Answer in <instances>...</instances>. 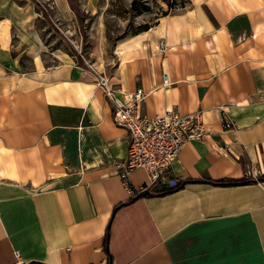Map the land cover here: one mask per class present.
<instances>
[{"label":"crops","instance_id":"crops-1","mask_svg":"<svg viewBox=\"0 0 264 264\" xmlns=\"http://www.w3.org/2000/svg\"><path fill=\"white\" fill-rule=\"evenodd\" d=\"M194 1L104 70L146 93L142 115L201 111L209 131L161 183L132 172L133 188L149 186L134 199L114 169L129 136L95 77L66 63L23 73L0 19V264H264V191L242 179L264 170V0Z\"/></svg>","mask_w":264,"mask_h":264},{"label":"rangeland","instance_id":"rangeland-1","mask_svg":"<svg viewBox=\"0 0 264 264\" xmlns=\"http://www.w3.org/2000/svg\"><path fill=\"white\" fill-rule=\"evenodd\" d=\"M187 3L188 0H0L3 29L10 24L15 27L10 35L6 32L9 44L2 46L12 52L25 74L35 73L29 72L33 64L40 69L41 63L47 69H56L66 63L84 67L95 77L100 72L109 73L128 58L133 41L145 40L139 36L152 31L160 17ZM0 34L3 36L1 31Z\"/></svg>","mask_w":264,"mask_h":264},{"label":"built area","instance_id":"built-area-1","mask_svg":"<svg viewBox=\"0 0 264 264\" xmlns=\"http://www.w3.org/2000/svg\"><path fill=\"white\" fill-rule=\"evenodd\" d=\"M159 49L161 53L165 51L164 42L160 43ZM162 81L164 87L169 85L165 74ZM95 85L110 104L114 122L124 128L129 136L125 159L114 164L116 175L129 199L141 197L147 193L149 186L161 183L182 146L188 141H202L209 133L201 111L181 114L172 110L150 117L141 114V106L146 98L141 88L131 93L122 92L115 89L111 78L101 72L95 75ZM219 112L224 130H232L235 127L233 121L223 108H219ZM138 170L146 174L149 186L132 187L129 175ZM242 179L254 182L264 191L263 169L251 166L245 170ZM167 186L174 189L178 181L170 180Z\"/></svg>","mask_w":264,"mask_h":264},{"label":"water","instance_id":"water-1","mask_svg":"<svg viewBox=\"0 0 264 264\" xmlns=\"http://www.w3.org/2000/svg\"><path fill=\"white\" fill-rule=\"evenodd\" d=\"M248 182H227V183H224L222 185H227V186H234V185H242V184H247ZM107 241H108V237H107Z\"/></svg>","mask_w":264,"mask_h":264},{"label":"bare ground","instance_id":"bare-ground-1","mask_svg":"<svg viewBox=\"0 0 264 264\" xmlns=\"http://www.w3.org/2000/svg\"><path fill=\"white\" fill-rule=\"evenodd\" d=\"M194 1V0H193ZM204 1V0H203ZM196 2V0L194 1V3ZM165 30V29H164ZM119 53L120 52H122V49L120 48L119 49V51H118ZM35 58H36V61L37 62H40V58L38 57V56H35ZM42 71H43V69L41 70V72L40 73H42ZM21 76H26V75H24L22 72H21V74H20ZM107 76V75H106ZM108 77V76H107Z\"/></svg>","mask_w":264,"mask_h":264},{"label":"trees","instance_id":"trees-1","mask_svg":"<svg viewBox=\"0 0 264 264\" xmlns=\"http://www.w3.org/2000/svg\"><path fill=\"white\" fill-rule=\"evenodd\" d=\"M107 237H108V235L106 236V241H107Z\"/></svg>","mask_w":264,"mask_h":264}]
</instances>
